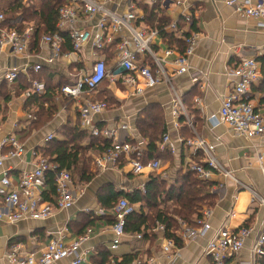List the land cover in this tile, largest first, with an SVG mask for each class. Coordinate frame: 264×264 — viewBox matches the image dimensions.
I'll return each mask as SVG.
<instances>
[{
  "label": "built area",
  "instance_id": "obj_1",
  "mask_svg": "<svg viewBox=\"0 0 264 264\" xmlns=\"http://www.w3.org/2000/svg\"><path fill=\"white\" fill-rule=\"evenodd\" d=\"M194 2L195 0H149L151 6L159 5L164 16L175 9L181 10L178 18L171 20L163 30H153L146 26L138 0H125L120 11L114 0H66V4L56 10L54 31L40 36H37L34 25L29 24L20 29L19 18H10L0 12V55L9 53L27 59L23 66L2 71L0 82L13 89L18 85L19 76H25L30 89L24 91L21 97L26 100L33 94L41 95L45 92L46 85L40 77L44 69L53 73V81L58 77L59 82L61 76L64 77L68 83L60 87L57 83L54 86L60 96L56 99L57 113L59 109L66 108L60 104L62 99L75 106L80 128L102 148L94 158L96 171L118 170L125 164L134 176L145 172L156 173L161 169L159 160L144 162L147 140L127 138L128 127L125 124L102 126L94 123L97 116L109 109V103L96 97L104 84L106 92L110 85H114L136 97L163 84L171 92L174 106L172 115L186 117V110L174 88L173 79L189 73V59L200 39V34L196 32L189 34ZM225 3L228 7H233L239 17L257 20L258 27L264 31V0H228ZM178 22L182 24L180 29ZM165 32L178 34L183 50H179L178 46L168 47L163 52L164 58L159 59L153 51V41ZM234 52L241 53V49H235ZM169 66L172 67L171 70ZM229 76L236 81L221 100L219 121L227 125L237 137L250 140L264 136V115L255 111L250 100L251 88L260 80L259 64L251 58L241 59ZM196 80L195 77L192 79L194 82ZM200 88L203 90V86ZM194 103L198 104L199 101L195 99ZM25 116L30 123L35 120L32 113L26 112ZM209 121L217 124L215 118H210ZM174 127H178L176 122ZM52 139L53 135H47L44 141L47 143ZM159 145L164 150L174 152L168 134L161 136ZM184 145L192 155H202V162H189L186 167L198 180L211 182L213 174L220 175L249 195L248 209L252 213L258 209L264 210V194L240 183L233 172L218 161L212 145L199 137L185 140ZM25 153L24 144L16 136L0 137V222L16 224L24 220L44 221L56 210L71 209L79 197L72 186L71 173L57 170L36 148L30 150L33 168L21 172L16 179L11 176L10 170L4 166L5 162L21 159ZM255 160L264 184V149L255 153ZM47 174L53 175L52 203L44 202L41 196ZM213 189L212 187L211 190ZM135 213V206L124 198L119 199L109 210L113 219L110 251L117 250L121 244L126 235L127 218ZM98 214L103 215V212L100 210ZM211 216V209L205 207L199 211L192 225L178 220L177 237L183 243L204 239L211 231ZM162 232L164 226L159 223L146 230L149 235ZM252 232L253 228L244 224L236 230L224 227L206 243L205 254L212 264H225L244 249ZM91 233L90 228L86 229L68 245L63 243L59 235L51 239L38 258L31 253L21 254L20 246L13 245L7 256L8 263L55 264L71 259L69 264H86V256L81 252V247L90 240ZM136 238L140 239L142 236L139 234ZM178 251L173 239H165L162 252L169 261L178 256ZM250 255L252 264H257L264 257V225L256 235ZM109 264L118 262L111 260ZM133 264H154V259L149 257Z\"/></svg>",
  "mask_w": 264,
  "mask_h": 264
},
{
  "label": "crops",
  "instance_id": "obj_2",
  "mask_svg": "<svg viewBox=\"0 0 264 264\" xmlns=\"http://www.w3.org/2000/svg\"><path fill=\"white\" fill-rule=\"evenodd\" d=\"M32 1L35 4V1ZM124 1L114 0L119 5V11L122 10ZM138 1L140 11L144 16L142 6L147 5L149 0ZM226 1L228 0H195L193 4L194 26L189 29L200 34V39L189 59V73L173 79L174 88L186 110V117L172 115L174 106L171 102V92L163 84L146 90L139 97L131 96L123 89L110 85L107 97L113 103H109L108 111L94 119V123L102 126L113 123L125 124L128 127L127 138L139 140L141 138L137 128L139 114L148 106H159L164 113L165 132L163 135L170 136L174 147L172 153L164 150L159 145L160 141L155 143L159 158L148 159V161L159 160L161 169L156 173L145 172L140 176H134L129 167L124 164L125 166H121L118 170L97 172L93 180L87 184L79 183L76 176L72 174V186L79 193V197L71 209L56 210L44 221L24 220L16 224L0 222V264H9L7 256L13 245L20 246L21 254L31 253L38 258L51 239L60 235L63 243L68 245L89 228L92 230L90 240L81 247V252L86 256V264H109L111 260L119 264L126 255L136 256L131 264L149 257L154 259V264H212L205 254L206 243L220 229L226 227L236 230L242 224L253 228V232L246 241L244 249L234 259H230L228 264H252L250 249L258 231L263 229L264 210L258 209L252 213L248 209L249 195L234 182L220 175L213 174L211 179L215 196L213 206L210 207L212 211L209 220L211 231L204 239L181 242L180 247L178 246V256L172 261H169L162 252V247L165 245L162 233L149 235L144 228L136 234L126 232L117 250L110 251L113 219L109 214V208L113 203L109 207H104L98 202V196L107 191H111L112 194L129 195L139 192L143 196L146 186L154 179L156 184L163 186L164 189L177 187L181 183V176L187 172V164L202 162L201 153L192 155L184 145L185 140L193 137L202 138L212 145L218 161L227 170L232 171L240 183L251 186L258 193L264 194V184L261 182L255 160V153L264 149V136L250 140L237 137L227 125L219 121L221 100L230 92L236 81L229 76V73L241 59L245 58L254 59L259 64L260 80L251 88L250 100L255 111L264 115V97L258 92L264 87L262 74L264 31L258 27L257 20L239 17L233 7L225 5ZM35 5L38 6V4ZM3 8L4 5L0 1V10ZM180 12L181 10L175 9L165 17L176 20ZM5 15L10 18H19L20 28L29 25L22 22L20 13L14 16ZM160 40L165 49L177 46L175 43L169 46L168 42L162 40L161 37ZM238 48L241 49V53L236 54L234 50ZM26 61V58L4 53L0 55V73L23 66ZM171 69L172 67L169 66V70ZM194 77L197 78L196 82L192 81ZM2 83L0 82V85ZM57 83L58 77L53 81L54 86ZM195 99L199 101L198 104L194 103ZM24 102L21 95H15L12 91L7 101L0 95V137L16 136L26 149L23 158L5 162L4 166L10 170L11 176L15 179L21 172L33 168L30 150L36 148L45 154V137L53 135L54 139L59 141L58 130L62 129L69 119L74 122L77 118L75 106L71 105L64 110L59 109L54 118L42 128L33 129L32 123L26 120V111L23 110ZM210 118H215L217 124L211 123ZM175 122L178 124L177 128L174 127ZM86 134V138L80 145L87 147L88 155L94 159L102 148L87 132ZM150 152L148 144L145 157ZM51 177L48 175L45 178L41 189L43 201L49 203H52L54 197ZM155 203L158 209L162 210L164 204L170 206L172 201H166L163 193L157 197ZM133 205L136 208L135 214L144 216L149 214V207L144 203ZM100 210L103 215L98 214ZM241 214L247 218H238L237 215ZM176 220L178 222L179 219ZM156 224L157 222L154 223ZM139 234L142 238L137 239L136 236ZM70 260H62L55 264H69ZM103 260L106 261L103 262Z\"/></svg>",
  "mask_w": 264,
  "mask_h": 264
},
{
  "label": "trees",
  "instance_id": "obj_3",
  "mask_svg": "<svg viewBox=\"0 0 264 264\" xmlns=\"http://www.w3.org/2000/svg\"><path fill=\"white\" fill-rule=\"evenodd\" d=\"M0 1L4 5V8L0 12L10 14L11 16L20 13L23 19L22 22L32 24L36 27L37 36L49 34L54 31L56 10L66 4V0H40L38 6L32 0ZM142 11L144 12V23L150 29L163 30L171 22L170 19L163 15L159 5L151 6L149 3L147 5L144 4ZM193 26L194 21H192L190 27L192 28ZM180 28H182V24L180 25L178 22V29ZM191 28L189 29V34L193 33ZM160 37L168 40L169 46L175 43L179 47V50H183V44L178 34L165 32ZM262 64V74L264 77V59ZM53 76V73L49 69H44L40 77L45 82V92L41 95L33 94L24 102L23 110L35 116V120L31 124L33 129L42 128L57 113L56 99H59L60 96L59 92L54 88ZM40 77L38 76L39 79ZM17 82L18 85L13 89L7 88L6 83L0 85V95L5 101L10 98L12 90L15 92V95H22L24 91L30 89V84L25 79V76H19ZM66 83H68L67 80L61 76L58 86L60 87ZM258 92L264 97V87L260 88ZM99 96L96 98L109 103L108 99ZM60 104L65 105L66 108H69L71 105L68 100L63 99ZM137 128L141 138L148 141L149 152L151 151L144 158V162H149L148 159H158L159 156L157 155L158 151L155 148V143L160 141L161 136L165 132L164 113L162 109L157 105H151L143 109L137 119ZM58 135L60 138L59 141L52 139L45 144V154L43 155L48 158L50 163L57 167V170H67L71 175H75L79 183L87 184L91 182L97 175V171L94 167V159L88 155L87 147L80 145L87 134L80 128L78 117L74 122L69 119L67 124L58 130ZM48 175L53 177L52 174H47L46 178ZM52 177L50 180L53 182ZM212 187L213 183L202 182L197 179L193 172L187 170L181 176V183L177 187L172 186L164 189L163 186L157 185L154 179L151 181V184L149 183L146 186L143 196L139 192H134L129 195L125 193L112 194L111 191H107V193L98 196V202L104 207H109L113 203L109 210L121 198L126 199L130 204L144 203L149 207V214L147 216L137 214L129 216L125 226V233L132 232L136 234L142 228L145 230L152 229L155 226L154 223L157 222L164 226L162 236L165 239H173L175 245L180 247L181 241L176 235L179 227L176 219L183 221L187 225H192L194 218L198 216L200 210L213 206L215 196L211 190ZM163 193L165 200L172 201V204L170 206L164 204L162 210H159L155 202L157 197ZM135 257L126 255L119 264H131ZM105 261L103 260V262ZM229 261H226L225 264H228ZM258 264H264V257L258 261Z\"/></svg>",
  "mask_w": 264,
  "mask_h": 264
},
{
  "label": "rangeland",
  "instance_id": "obj_4",
  "mask_svg": "<svg viewBox=\"0 0 264 264\" xmlns=\"http://www.w3.org/2000/svg\"><path fill=\"white\" fill-rule=\"evenodd\" d=\"M35 1V4H39V2H40V0H34ZM155 47H157L156 48V50H154V48ZM164 50H165V46H164V44L162 43V41L160 40V38L158 37V38H156L154 41H153V51H154V53H155V55L159 58V59H163L164 58ZM164 65V67L166 68V66H165V64H163ZM99 91H100V96L99 97H107L108 95H107V92H106V85L104 84L103 86H101V88L99 89ZM107 99H108V97H107ZM109 100V103L110 104H112L113 102H111V100L110 99H108ZM238 216V218H243V219H245V218H247L245 215H243V214H241V215H237Z\"/></svg>",
  "mask_w": 264,
  "mask_h": 264
}]
</instances>
